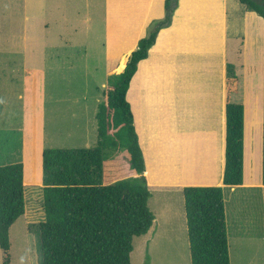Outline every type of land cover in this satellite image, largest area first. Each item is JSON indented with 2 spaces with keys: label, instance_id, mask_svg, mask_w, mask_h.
I'll list each match as a JSON object with an SVG mask.
<instances>
[{
  "label": "crops",
  "instance_id": "0c3cea01",
  "mask_svg": "<svg viewBox=\"0 0 264 264\" xmlns=\"http://www.w3.org/2000/svg\"><path fill=\"white\" fill-rule=\"evenodd\" d=\"M84 4L86 22L95 20L99 26L105 60L121 67L120 72L149 26L165 15V0H101L96 8L91 0ZM25 7L19 150L27 210L26 187L33 192L32 186H43L45 56L50 46L47 0H25ZM52 14L59 21L70 19L68 10ZM228 63L235 65L238 74L233 101L244 110L243 183L236 186L223 183ZM96 100L98 107L101 100ZM127 100L144 157L148 206L154 215L145 235L170 237L168 232L182 230L188 237L183 196L187 186H222L224 200L227 191L240 189L264 194V19L239 0H178L170 25L159 30L148 56L139 62ZM74 113L68 108L69 118ZM10 140L0 141V151L9 150ZM34 164H38L37 172L28 174V166Z\"/></svg>",
  "mask_w": 264,
  "mask_h": 264
},
{
  "label": "trees",
  "instance_id": "16d2710c",
  "mask_svg": "<svg viewBox=\"0 0 264 264\" xmlns=\"http://www.w3.org/2000/svg\"><path fill=\"white\" fill-rule=\"evenodd\" d=\"M178 0H165V15L129 56L122 72L109 76L98 105L97 145L46 148L42 153L44 221L39 228L40 264H131L135 237L145 235L154 215L150 190L127 91L139 62L148 56L159 30L170 25ZM264 19V0H239ZM235 65L227 64L226 147L223 183H243V106ZM120 151L131 175L106 179L105 149ZM264 183V133H263ZM191 264H231L222 186L183 189ZM26 212L24 163L0 165V248L10 264L11 226Z\"/></svg>",
  "mask_w": 264,
  "mask_h": 264
},
{
  "label": "rangeland",
  "instance_id": "374dc122",
  "mask_svg": "<svg viewBox=\"0 0 264 264\" xmlns=\"http://www.w3.org/2000/svg\"><path fill=\"white\" fill-rule=\"evenodd\" d=\"M85 1L47 0L46 35L50 47L45 56L47 139L44 149L93 148L97 145L96 99L102 100L109 76L121 70V67L115 68L113 61L107 63L105 60L99 26L95 20L92 23L85 20ZM100 1L91 0L92 6ZM25 8V0H0V141L11 139L12 144L9 150L0 151V165L21 161L19 130L23 126L22 96L25 90L20 50L21 36L27 24ZM58 10H68L70 19L64 17L65 20L59 21L54 18L52 13ZM77 10L80 11L78 15ZM10 50L16 54H4ZM68 108L71 114L75 112L70 118ZM105 150V178L119 181L129 177L130 166L125 156L112 148ZM37 165H29L28 174L37 172ZM41 171L43 184L42 164ZM31 188L33 192L26 187V213L9 231L10 264H40L38 225L45 219L43 186ZM225 206L231 264H264V194L252 189L227 191ZM168 234L170 237L154 236L153 232L135 237L131 264H191L189 240L184 231ZM3 260L4 253L0 248V264Z\"/></svg>",
  "mask_w": 264,
  "mask_h": 264
}]
</instances>
